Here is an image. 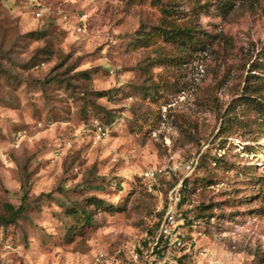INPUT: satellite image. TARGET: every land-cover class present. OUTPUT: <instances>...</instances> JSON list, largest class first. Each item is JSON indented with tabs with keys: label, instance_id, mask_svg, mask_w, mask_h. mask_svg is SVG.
Wrapping results in <instances>:
<instances>
[{
	"label": "rangeland",
	"instance_id": "374dc122",
	"mask_svg": "<svg viewBox=\"0 0 264 264\" xmlns=\"http://www.w3.org/2000/svg\"><path fill=\"white\" fill-rule=\"evenodd\" d=\"M167 21L201 45L145 44ZM169 208L216 264H264V0H0V264H88Z\"/></svg>",
	"mask_w": 264,
	"mask_h": 264
},
{
	"label": "built area",
	"instance_id": "2783aa9c",
	"mask_svg": "<svg viewBox=\"0 0 264 264\" xmlns=\"http://www.w3.org/2000/svg\"><path fill=\"white\" fill-rule=\"evenodd\" d=\"M58 13L64 21L69 19L68 14L60 8ZM39 14L40 12H36L37 16ZM87 22V13L78 14L77 22L73 26L75 32L84 33ZM92 123L95 137L103 138L107 133L106 126L97 120ZM23 137H25V131H17L14 145L17 146ZM189 165L186 166L189 168ZM163 169L164 167L159 166L155 169H147L139 175L154 180ZM180 185L170 191L169 199L174 206L178 205L182 199ZM183 221L184 218L179 217L174 208H169L157 220L154 231L146 232L140 239L131 241L121 248L94 253L88 264H216V261L208 256V251L197 246L195 240L188 238Z\"/></svg>",
	"mask_w": 264,
	"mask_h": 264
},
{
	"label": "trees",
	"instance_id": "16d2710c",
	"mask_svg": "<svg viewBox=\"0 0 264 264\" xmlns=\"http://www.w3.org/2000/svg\"><path fill=\"white\" fill-rule=\"evenodd\" d=\"M33 9L35 10V14L36 12H40L41 14V10H40V6H32ZM39 14V15H40ZM80 14V13H79ZM48 20L54 24V19L52 17H49ZM64 21V20H63ZM168 24V29L170 32L166 33V29L165 28H158V31H148L145 32V35L147 37L148 40H146L145 44H148V41L154 36V35H158V36H162L164 40L171 42V43H178V44H182L185 46H190L193 47L194 45H201L198 44L201 41L200 36L195 32V30L189 26H178V25H174L171 24L170 22L167 21ZM97 201L100 202V200L96 197H90L88 198V200L86 201V203L88 205H92L95 204ZM7 209L10 211V214L7 218H5L4 216L1 217V222H6V223H13L15 222V219L17 218L18 214L22 211V204H19L16 208H14V205L12 204H7L6 205Z\"/></svg>",
	"mask_w": 264,
	"mask_h": 264
}]
</instances>
